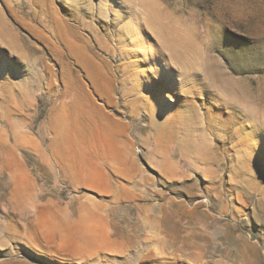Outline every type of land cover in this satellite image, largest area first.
<instances>
[{
    "label": "rangeland",
    "instance_id": "1",
    "mask_svg": "<svg viewBox=\"0 0 264 264\" xmlns=\"http://www.w3.org/2000/svg\"><path fill=\"white\" fill-rule=\"evenodd\" d=\"M0 264H264V0H0Z\"/></svg>",
    "mask_w": 264,
    "mask_h": 264
},
{
    "label": "crops",
    "instance_id": "2",
    "mask_svg": "<svg viewBox=\"0 0 264 264\" xmlns=\"http://www.w3.org/2000/svg\"><path fill=\"white\" fill-rule=\"evenodd\" d=\"M107 164L108 165L110 164L108 166L109 168L106 166ZM120 168H121V165L119 163L110 162V163H104L103 165H100L98 167V169H96V171H95L99 175V177H101V178L103 177L102 179L107 183L106 184L107 185V189H109V191H112L114 193V195H113V202L114 203L121 202V201L126 199V196H130V195L132 196L133 195V193H131L130 190L124 195L122 190H121V188L120 189H115L114 187H111V185H110L109 174L106 171H104V170L110 169V170H112L114 172H117V170H119ZM134 180L136 181L135 177H134ZM134 180H131V181H134ZM92 183L94 185H96L95 181L92 182ZM134 194H136V193H134ZM83 207H106V206L103 203L92 201V203H90V205L86 204V205H83Z\"/></svg>",
    "mask_w": 264,
    "mask_h": 264
},
{
    "label": "bare ground",
    "instance_id": "3",
    "mask_svg": "<svg viewBox=\"0 0 264 264\" xmlns=\"http://www.w3.org/2000/svg\"><path fill=\"white\" fill-rule=\"evenodd\" d=\"M133 179H134V178H133ZM94 181H95V180H94ZM103 182H105V181H103ZM103 182L100 183V181H98V182L95 181V183H96L95 186H97V188H99V187L101 188V187L104 185ZM151 226L154 227V225H151ZM155 227L157 228V223L155 224Z\"/></svg>",
    "mask_w": 264,
    "mask_h": 264
}]
</instances>
